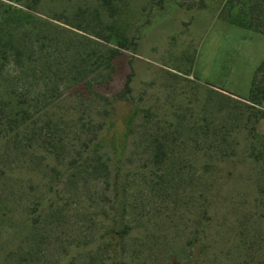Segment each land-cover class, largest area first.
<instances>
[{
	"label": "rangeland",
	"instance_id": "rangeland-1",
	"mask_svg": "<svg viewBox=\"0 0 264 264\" xmlns=\"http://www.w3.org/2000/svg\"><path fill=\"white\" fill-rule=\"evenodd\" d=\"M21 13L33 64L3 70L28 112L21 127L0 94V264H264V118L256 139L245 105L264 0ZM123 36L138 44L111 73Z\"/></svg>",
	"mask_w": 264,
	"mask_h": 264
},
{
	"label": "trees",
	"instance_id": "trees-1",
	"mask_svg": "<svg viewBox=\"0 0 264 264\" xmlns=\"http://www.w3.org/2000/svg\"><path fill=\"white\" fill-rule=\"evenodd\" d=\"M41 1L42 0H0V94L9 99L7 105L13 114L12 117L16 120H22L21 127L24 125V114L28 112V110H26L20 100L15 97L12 88L10 86H5L3 70L11 59L20 64L24 63L27 66L33 64L30 52L27 50L28 45L21 37L22 34H19L21 27L20 22H22L23 17L21 9L29 11V13L34 12ZM101 1L104 6L110 8L113 0ZM229 14V11L223 10L221 17L225 20H229ZM103 37L106 42H109L111 39L110 35H105ZM115 39L117 44L109 48L107 56V65L111 73L114 71V59L123 53V49L130 47L135 50L138 44V36H132L131 38L123 36ZM110 80L111 79L108 81L109 85ZM124 88L126 90L130 89L128 81L125 83ZM123 97L124 91L120 92L116 98ZM245 101L246 107L250 110L248 119L250 122L252 121V125L249 127V133L257 139L258 135L254 133L255 125L259 120L264 118V109L261 108L264 101V61H262L255 70L249 94L247 98H245ZM261 140L262 145H264V138ZM164 155L165 149L163 143L157 142L155 145L156 162L162 161ZM191 262L192 261H190V264Z\"/></svg>",
	"mask_w": 264,
	"mask_h": 264
}]
</instances>
